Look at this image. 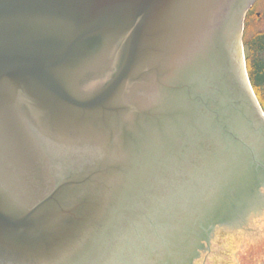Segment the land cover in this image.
<instances>
[{
	"label": "water",
	"instance_id": "water-1",
	"mask_svg": "<svg viewBox=\"0 0 264 264\" xmlns=\"http://www.w3.org/2000/svg\"><path fill=\"white\" fill-rule=\"evenodd\" d=\"M256 1L0 0V264H195L249 221Z\"/></svg>",
	"mask_w": 264,
	"mask_h": 264
},
{
	"label": "rangeland",
	"instance_id": "rangeland-1",
	"mask_svg": "<svg viewBox=\"0 0 264 264\" xmlns=\"http://www.w3.org/2000/svg\"><path fill=\"white\" fill-rule=\"evenodd\" d=\"M257 14V15H256ZM259 14V15H258ZM247 36L252 37L259 31H264V0H259L255 13L248 20ZM264 102V94L260 93ZM214 238L209 252H204L200 264H250L253 261L247 259V252L251 249L245 247V243L255 244L256 259L254 264H264V211L260 218L255 219L250 227L244 230L233 232L224 229L214 231ZM254 252V251H253ZM249 260V259H248Z\"/></svg>",
	"mask_w": 264,
	"mask_h": 264
},
{
	"label": "trees",
	"instance_id": "trees-1",
	"mask_svg": "<svg viewBox=\"0 0 264 264\" xmlns=\"http://www.w3.org/2000/svg\"><path fill=\"white\" fill-rule=\"evenodd\" d=\"M251 16H253V14L248 16V20ZM247 31L248 28L246 29V34ZM245 49L252 86L264 110V102L260 96V93H262V95L264 94V31H259L249 38L246 35Z\"/></svg>",
	"mask_w": 264,
	"mask_h": 264
},
{
	"label": "flooded vegetation",
	"instance_id": "flooded-vegetation-1",
	"mask_svg": "<svg viewBox=\"0 0 264 264\" xmlns=\"http://www.w3.org/2000/svg\"><path fill=\"white\" fill-rule=\"evenodd\" d=\"M257 15V14H256ZM259 15V14H258ZM259 204V203H258ZM258 204H256V203H253L252 204V209H254V210H256V207H257V205ZM258 210V209H257ZM256 210V211H257ZM245 247H248V248H250L251 249V251L250 252H247V253H245V254H247V259H240V260H246V261H253L254 263L256 262V259L255 258H253L252 257V254H256V251H255V249H258V247H257V245H256V243L255 244H251V245H247V246H245ZM254 251V252H253ZM249 259V260H248ZM254 263H250V264H254Z\"/></svg>",
	"mask_w": 264,
	"mask_h": 264
}]
</instances>
